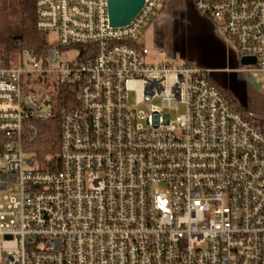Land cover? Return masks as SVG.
I'll use <instances>...</instances> for the list:
<instances>
[{"label": "built area", "instance_id": "1", "mask_svg": "<svg viewBox=\"0 0 264 264\" xmlns=\"http://www.w3.org/2000/svg\"><path fill=\"white\" fill-rule=\"evenodd\" d=\"M191 2L264 82V0ZM160 5L111 26L107 0L36 1L58 48L0 62V264H264V117L232 107L205 69L150 56L139 39ZM62 84L76 104L58 166H42L27 142Z\"/></svg>", "mask_w": 264, "mask_h": 264}, {"label": "crops", "instance_id": "2", "mask_svg": "<svg viewBox=\"0 0 264 264\" xmlns=\"http://www.w3.org/2000/svg\"><path fill=\"white\" fill-rule=\"evenodd\" d=\"M139 42L149 48L151 57L161 48L184 63L205 69L209 80L229 93L243 112L264 116L262 75L240 64L231 43L215 32L212 22L193 8L191 0H161Z\"/></svg>", "mask_w": 264, "mask_h": 264}, {"label": "trees", "instance_id": "3", "mask_svg": "<svg viewBox=\"0 0 264 264\" xmlns=\"http://www.w3.org/2000/svg\"><path fill=\"white\" fill-rule=\"evenodd\" d=\"M37 0H0V62L10 65L14 58L23 51H29L36 58L44 57L54 46L48 42V35L37 29L35 22V4ZM80 49L79 61L85 60L87 53L83 46ZM232 107L242 110L235 99L222 91ZM53 115L44 121H33L35 135L27 142L26 150L33 154L38 162H44L49 155L54 156V167L58 166L60 149V115L63 109L76 104V86L59 85L54 97ZM56 156V157H55Z\"/></svg>", "mask_w": 264, "mask_h": 264}, {"label": "water", "instance_id": "4", "mask_svg": "<svg viewBox=\"0 0 264 264\" xmlns=\"http://www.w3.org/2000/svg\"><path fill=\"white\" fill-rule=\"evenodd\" d=\"M144 0H107L108 20L111 26L128 24L139 12ZM253 57H240L241 65H253Z\"/></svg>", "mask_w": 264, "mask_h": 264}, {"label": "rangeland", "instance_id": "5", "mask_svg": "<svg viewBox=\"0 0 264 264\" xmlns=\"http://www.w3.org/2000/svg\"><path fill=\"white\" fill-rule=\"evenodd\" d=\"M160 8V7H159ZM159 8H158V10H159ZM47 35H48V42H50L53 46H54V48H58V42H57V40H56V35H55V33H53V32H49V33H47ZM233 45V44H232ZM60 52H61V58L64 60V61H70V60H73V59H75V57H76V55H77V50L76 49H72V48H70V49H61L60 50ZM20 55L21 54H19V55H17L15 58H14V60H13V62L12 63H16V62H18V60H19V57H20ZM170 56V58H172V55H169ZM175 57V56H174ZM175 59H176V57H175ZM170 60H172V59H170ZM175 61V60H174ZM48 83V82H47ZM39 85H40V87H42L41 85H43V83H39ZM48 85H49V83H48ZM55 95H56V93H55ZM128 101L130 102V103H133L134 102V95H133V92H130L129 93V95H128ZM150 103L151 104H154V105H160L161 104V101H160V99H158V98H154V99H152L151 101H150ZM177 108H178V110H175V109H169V110H167V112L171 115V118H174V116L176 115V113H178V112H182L183 111V106L181 105V104H179L178 106H177ZM137 110H142V111H144V112H146L147 110H148V105H145V104H142V105H139L138 107H137ZM264 117V116H263ZM261 120H263L262 119V117L261 118H258L257 120H254L256 123H258V124H261ZM56 157V156H55ZM24 158L25 159H28V158H30V155L28 154V153H25V155H24ZM53 158H54V156H52V155H49V156H47L46 157V159H45V161L44 162H38L39 163V165H42V166H44V165H52L53 163H54V161H53ZM158 189H163V186L162 185H159L158 186Z\"/></svg>", "mask_w": 264, "mask_h": 264}]
</instances>
